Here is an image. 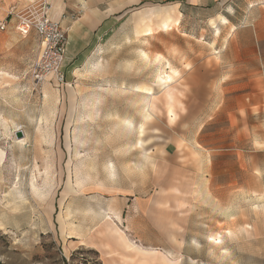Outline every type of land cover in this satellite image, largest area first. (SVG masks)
I'll return each mask as SVG.
<instances>
[{
    "label": "rangeland",
    "instance_id": "obj_1",
    "mask_svg": "<svg viewBox=\"0 0 264 264\" xmlns=\"http://www.w3.org/2000/svg\"><path fill=\"white\" fill-rule=\"evenodd\" d=\"M104 7L63 86L0 22V264H264V0Z\"/></svg>",
    "mask_w": 264,
    "mask_h": 264
},
{
    "label": "crops",
    "instance_id": "obj_2",
    "mask_svg": "<svg viewBox=\"0 0 264 264\" xmlns=\"http://www.w3.org/2000/svg\"><path fill=\"white\" fill-rule=\"evenodd\" d=\"M38 1L39 0H0V22L4 19H8V22L13 20V18L8 17L9 10L13 9L14 12L19 11ZM106 2L107 0H48V17L53 21H57L67 30L69 46L66 48V56L68 59H74L78 56L80 51L89 45L96 35L104 34L105 28L109 27L111 22H107V19L115 12L113 10L109 12V9L104 7ZM112 7L111 5L110 8ZM32 34L34 33L32 32ZM79 36L81 37L79 38ZM84 38L87 39L84 43L81 44L78 42ZM84 44L85 46H83ZM19 143H21V141ZM5 160L6 156L3 163L0 164H4ZM44 201H48V199ZM8 203L10 202L8 201ZM133 248L140 249L137 245H134ZM118 251L125 253L126 250L121 249ZM103 256L105 264H115L113 260L111 261L114 256L112 250H104Z\"/></svg>",
    "mask_w": 264,
    "mask_h": 264
},
{
    "label": "built area",
    "instance_id": "obj_3",
    "mask_svg": "<svg viewBox=\"0 0 264 264\" xmlns=\"http://www.w3.org/2000/svg\"><path fill=\"white\" fill-rule=\"evenodd\" d=\"M48 0H39L22 11L11 12L17 20L16 30L22 36L34 33L40 43V57L33 71V80L38 84L49 80L58 86L66 84L63 63L68 45L67 30L48 17ZM5 24L0 23V31Z\"/></svg>",
    "mask_w": 264,
    "mask_h": 264
},
{
    "label": "bare ground",
    "instance_id": "obj_4",
    "mask_svg": "<svg viewBox=\"0 0 264 264\" xmlns=\"http://www.w3.org/2000/svg\"><path fill=\"white\" fill-rule=\"evenodd\" d=\"M169 79V78H168ZM160 81H163L162 79L160 80ZM163 84H169L168 83V81L167 80H165L164 82H163ZM140 92V91H139ZM125 121V120H124ZM140 127V126H139ZM142 127V126H141ZM143 131H142V128H141V131H140V135H141V133H142ZM18 140H17V142H20L21 140H19V138H17ZM5 156H6V154H5V152L3 151V150H1L0 149V163H3V161H4V159H5ZM1 165V164H0ZM34 189H35V187H34ZM36 190V189H35ZM39 195H40V199L41 200H46V199H44V198H42L43 197V193H38ZM48 203V201H46V204ZM213 241H214V243L215 244H219L220 243V240H219V238H215V239H213Z\"/></svg>",
    "mask_w": 264,
    "mask_h": 264
},
{
    "label": "water",
    "instance_id": "obj_5",
    "mask_svg": "<svg viewBox=\"0 0 264 264\" xmlns=\"http://www.w3.org/2000/svg\"><path fill=\"white\" fill-rule=\"evenodd\" d=\"M17 136H18V138H21V135H20V133H19Z\"/></svg>",
    "mask_w": 264,
    "mask_h": 264
}]
</instances>
